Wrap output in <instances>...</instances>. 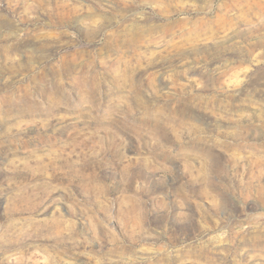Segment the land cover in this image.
Returning a JSON list of instances; mask_svg holds the SVG:
<instances>
[{"label": "rangeland", "instance_id": "rangeland-1", "mask_svg": "<svg viewBox=\"0 0 264 264\" xmlns=\"http://www.w3.org/2000/svg\"><path fill=\"white\" fill-rule=\"evenodd\" d=\"M0 264H264V0H0Z\"/></svg>", "mask_w": 264, "mask_h": 264}]
</instances>
